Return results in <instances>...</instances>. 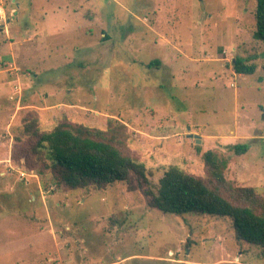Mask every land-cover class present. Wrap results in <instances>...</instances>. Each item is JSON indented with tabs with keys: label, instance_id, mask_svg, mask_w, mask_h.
<instances>
[{
	"label": "rangeland",
	"instance_id": "obj_1",
	"mask_svg": "<svg viewBox=\"0 0 264 264\" xmlns=\"http://www.w3.org/2000/svg\"><path fill=\"white\" fill-rule=\"evenodd\" d=\"M255 5L0 0V264H264L227 217L162 212L127 182L56 186L24 132L33 118L39 131L123 123L120 148L144 163L151 192L170 165L207 178L201 154L213 150L227 180L264 197ZM238 57L254 72L235 73ZM241 143L249 149L237 155L230 146Z\"/></svg>",
	"mask_w": 264,
	"mask_h": 264
},
{
	"label": "trees",
	"instance_id": "obj_2",
	"mask_svg": "<svg viewBox=\"0 0 264 264\" xmlns=\"http://www.w3.org/2000/svg\"><path fill=\"white\" fill-rule=\"evenodd\" d=\"M254 39L264 42V0H256ZM158 64V61H155ZM232 68L238 74H251L254 66L235 58ZM125 125L111 122L104 130L80 123L61 121L52 129L39 131L36 119L28 121L24 132L34 137L31 154L47 160L51 182L70 189L94 186L104 188L127 182L141 189L147 205L177 216L210 215L230 219L237 243L264 250V197L250 186H234L224 175L226 161L213 150L201 154L207 178L190 174L176 165L163 170L155 193L147 188L143 162L122 152ZM237 155L248 151V144L230 146ZM27 159V158H26ZM41 173V169L38 170Z\"/></svg>",
	"mask_w": 264,
	"mask_h": 264
},
{
	"label": "water",
	"instance_id": "obj_3",
	"mask_svg": "<svg viewBox=\"0 0 264 264\" xmlns=\"http://www.w3.org/2000/svg\"><path fill=\"white\" fill-rule=\"evenodd\" d=\"M233 61H234V60H233ZM188 129H189V128H188ZM187 136L190 137V138H191V137L196 138V143H199V141H200L197 135L187 134Z\"/></svg>",
	"mask_w": 264,
	"mask_h": 264
}]
</instances>
